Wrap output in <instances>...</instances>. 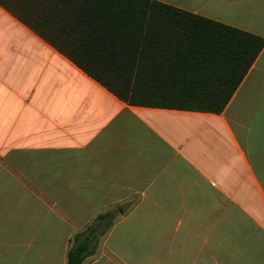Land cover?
Here are the masks:
<instances>
[{"label": "crops", "instance_id": "1", "mask_svg": "<svg viewBox=\"0 0 264 264\" xmlns=\"http://www.w3.org/2000/svg\"><path fill=\"white\" fill-rule=\"evenodd\" d=\"M91 1L42 25L104 35ZM153 1L264 39V0ZM0 157V264H66L109 205L82 264H264V46L220 114L132 106L0 5Z\"/></svg>", "mask_w": 264, "mask_h": 264}, {"label": "trees", "instance_id": "2", "mask_svg": "<svg viewBox=\"0 0 264 264\" xmlns=\"http://www.w3.org/2000/svg\"><path fill=\"white\" fill-rule=\"evenodd\" d=\"M72 1L0 0V5L132 106L220 114L264 46L259 36L153 0H92L104 20V35L84 27L78 42L68 43L63 35L70 29L42 24L66 16ZM28 4L39 11L33 17L24 11ZM119 214L116 207L105 210L75 234L66 264H82L94 254Z\"/></svg>", "mask_w": 264, "mask_h": 264}, {"label": "rangeland", "instance_id": "3", "mask_svg": "<svg viewBox=\"0 0 264 264\" xmlns=\"http://www.w3.org/2000/svg\"><path fill=\"white\" fill-rule=\"evenodd\" d=\"M0 163H1V157H0ZM28 190H29V189H28ZM109 206H110V207L107 206V207H105L104 209H105V210H108V209H112V208H114L113 205H112V206L109 205ZM124 208L127 209L128 206L126 205V206H124ZM15 209H16V208H15ZM90 223H91V222H90ZM90 223H89V224H90ZM89 224L85 225L84 227H81V228L79 229V231H83V230L85 229V227L88 226ZM79 231H78V232H79ZM103 237H104V236H103ZM103 237H102V238H103ZM72 238H73V236L69 239V248H70V246H71V240H72ZM102 238H101V239H102ZM101 239H99V242H100ZM99 242H98V244H99ZM98 244H97V245H98ZM69 248H68V249H69ZM96 250H97V248H96ZM67 251H68V250H67ZM95 253H96V251H95ZM95 253L92 254L91 256L87 257L84 261H88V260L90 259V257L95 256Z\"/></svg>", "mask_w": 264, "mask_h": 264}]
</instances>
